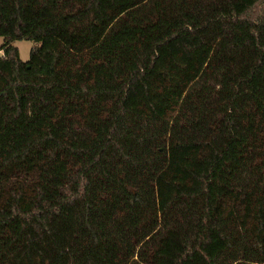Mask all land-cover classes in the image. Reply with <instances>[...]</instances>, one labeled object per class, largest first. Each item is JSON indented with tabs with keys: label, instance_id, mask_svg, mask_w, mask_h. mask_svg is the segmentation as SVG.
Instances as JSON below:
<instances>
[{
	"label": "trees",
	"instance_id": "trees-1",
	"mask_svg": "<svg viewBox=\"0 0 264 264\" xmlns=\"http://www.w3.org/2000/svg\"><path fill=\"white\" fill-rule=\"evenodd\" d=\"M0 36V264H264V0H0Z\"/></svg>",
	"mask_w": 264,
	"mask_h": 264
},
{
	"label": "rangeland",
	"instance_id": "rangeland-1",
	"mask_svg": "<svg viewBox=\"0 0 264 264\" xmlns=\"http://www.w3.org/2000/svg\"><path fill=\"white\" fill-rule=\"evenodd\" d=\"M3 42V38L0 36V45ZM14 45L18 48L19 56L21 60L26 61L29 59V51L33 43L29 40H17L14 42ZM2 51H0V55Z\"/></svg>",
	"mask_w": 264,
	"mask_h": 264
}]
</instances>
